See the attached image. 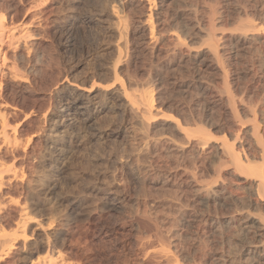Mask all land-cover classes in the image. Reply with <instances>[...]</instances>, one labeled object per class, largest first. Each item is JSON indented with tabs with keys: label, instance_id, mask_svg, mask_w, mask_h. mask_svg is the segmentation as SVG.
Listing matches in <instances>:
<instances>
[{
	"label": "bare ground",
	"instance_id": "1",
	"mask_svg": "<svg viewBox=\"0 0 264 264\" xmlns=\"http://www.w3.org/2000/svg\"><path fill=\"white\" fill-rule=\"evenodd\" d=\"M81 1L0 0V264H92L97 256L86 238L87 229L71 225L75 208L59 217L46 208V198L55 174L51 150L72 146L82 116L104 97L124 99L146 132L156 126L168 128L180 142L172 141L169 134L161 135L149 140L145 148L161 147L181 161L188 157L192 162L191 171L172 174L180 185L190 188L195 206L193 211L188 206L189 214L176 211L183 230L178 232L180 227L176 230L170 224L172 229L164 230L155 218L135 216L147 229L130 227L120 246L118 264H264L261 203H254L260 212L256 210L259 216L252 223L248 224V213L243 218L241 214V222L229 217L224 227L227 237L217 241L213 239L221 231L216 226L217 214L207 210L223 192L220 178L227 171L249 180L246 183L257 202H264V0H111L106 23L118 40L97 74L100 81L87 86V76L67 80L57 72L60 75L54 76L51 86L56 71H47L43 65L47 47L64 48L59 28L71 32L79 20L76 13L52 16V5L72 9ZM221 23L234 26L219 31ZM181 47L187 49L186 56ZM244 56L247 60L240 61ZM124 69L131 75L127 83L122 79ZM242 69L259 96L255 105L241 103L245 92V83L239 81ZM176 70L180 76L172 73ZM163 88L178 92L182 100L194 98L200 111L190 114L193 110L186 111L177 103L178 117L173 116L167 111L170 108H163L165 101L157 103L154 98L153 92L157 91L158 98ZM209 111L218 114L216 122L221 120L222 126L251 125L229 136L230 132L226 135L220 128L221 138L212 142L210 129L203 130L200 124L192 127ZM243 135L252 149L249 153L242 150L244 142H238ZM200 227L206 235L200 244H217L220 251L206 252L195 241Z\"/></svg>",
	"mask_w": 264,
	"mask_h": 264
},
{
	"label": "rangeland",
	"instance_id": "2",
	"mask_svg": "<svg viewBox=\"0 0 264 264\" xmlns=\"http://www.w3.org/2000/svg\"><path fill=\"white\" fill-rule=\"evenodd\" d=\"M110 1L111 0H82L78 4L75 3L76 5L72 7L73 10L70 8L71 6L52 5V16H62L66 14L75 15L76 13V15L78 14L77 18L79 20L78 22L76 21V25H74L71 32H67L64 27L59 28L60 31L58 30V33L63 35L62 41L65 44L64 48L55 46L54 44L47 47L49 50H47L46 53L49 54H46L44 57L43 65L47 71H56V73L52 75L53 78L51 77L49 81L51 86L56 79L54 76L57 77L60 74L61 76L66 75L67 80L71 78L79 79L82 76H87L88 79L85 81L87 86L100 81L97 74L106 66L109 52L114 48L118 40L117 34L106 23L105 14L108 9L111 11V5L109 6ZM222 24L223 23L218 24V27H216L219 28V25L221 26ZM224 24L226 25V23ZM224 24L223 26H225ZM228 25H230V23L225 27L221 26L222 28L220 27L219 31H228L234 26L233 24L231 26ZM262 31L264 32V26ZM199 41L200 40H197V42ZM203 43L201 46L205 47L206 45ZM261 51L259 53L263 54L264 49H261ZM59 52H61V54H59ZM186 52L188 54L187 49L181 47V54H185L184 56H186ZM239 59L240 61L247 60L245 56ZM179 70L183 71V68ZM179 70H176L177 72L173 71L172 73H175V76H180L178 75ZM122 76L124 82L126 81L125 83H127L128 78H131L130 73L125 69ZM239 77L241 85L244 83L247 84H244L246 87L242 86L245 92L243 94L244 96H242V99L244 97V101L241 100V103H245L246 101L244 105L247 106L248 104L249 106L253 105V103L254 105L255 103L257 104L259 96L254 92L255 87L252 82H250L251 79L249 76L243 73V69L239 73ZM242 77H244V79H242ZM245 79L248 81L250 80L249 83H246L248 81H244ZM217 82L220 83V80L217 79ZM164 90H162L163 93H169L163 95L161 92L157 98V91H154L153 93L156 95H154V98L156 102L165 101L163 108H170L172 111H167L172 115L174 114L173 116L178 117L176 113L177 110H175V105L177 103L186 107V111L193 110L192 112H188L190 114H195V112L200 111L198 108L199 106L195 104L194 98L191 100L189 99L190 101L186 100L188 98H183L182 100L178 92H171L170 89ZM251 92L255 94H251ZM122 101L124 102V99H121V101H111V99H105L104 97L99 103L91 104L89 114L86 113V116L83 115V120L79 122L80 124L77 129L75 143L70 147H63L64 149L54 148L50 153L56 161L53 170V174L55 173L53 176L54 179L51 180L48 186L46 208L62 218L65 217L64 214L69 211L70 207L75 208V213L73 212L74 219L71 221V225L73 227L78 226L82 228V230L87 229V234L89 236L87 235L86 238L89 239L88 241H92L94 252L97 255L94 257L92 264L119 263L120 246L129 236L130 227L140 226L139 228L142 231L147 229L145 223L139 222L142 223L140 225L137 223L135 216L139 217L140 215H146L148 218H155V221H157L162 229L165 230L167 228L166 230H168L170 224L171 227H174L176 230L180 227L177 230L180 232L183 228L178 221V214L183 211L189 214L194 210V202L191 200V193L188 192L190 188L184 184L180 185V183H178L179 180H176L178 178L174 176L182 170L191 171V160H189L188 157H185L187 160L181 157V159H183L181 161L179 156L176 155V157L175 154H169L161 147L156 150L149 147V149L145 148V146H147L150 141L152 142V140L156 139L155 137L157 136L160 137L163 135L162 137H164L168 134L171 136L172 134L169 133L170 129H163L160 126H156L146 132L141 125H138L139 123L136 122L137 120H135L134 115L132 116V112L130 113V107L127 108L128 106L124 105L125 103ZM167 101H171L174 104H168ZM211 116L214 121L209 119ZM214 117L215 119H213ZM217 117L218 114H213L209 111L201 121H196L195 124H192V127H196V125L198 126V124H200L202 128L204 127L203 130L210 129L208 132L210 131L209 133L212 135L209 137H214L211 139L212 142H217L222 136V131L226 135L230 132L228 133L229 136V134L233 133L232 131L235 132L238 128L248 129L249 125H251L249 122H245L246 119H244L242 121L245 122V125L242 123L238 125L237 122V124H229V127L227 125L222 126L221 120L216 122ZM193 118H195V116H193ZM219 123L222 127L219 126ZM213 124L214 126H212ZM219 129L222 131L220 132ZM151 130H153L152 133H150ZM162 131L163 134L161 133ZM170 136L167 137L171 138V140L173 138L172 141L176 142L175 140H178V137L174 139L176 136ZM243 136V141L238 142H244L242 143L244 146L242 150L249 153L252 149L247 146V139L245 135ZM246 137H248V135H246ZM178 142L179 140L176 143ZM238 144L239 143H237V146ZM164 151H166V153ZM174 156L179 160L175 161L176 158ZM189 166L190 168L188 170ZM177 167L179 168L178 170ZM172 170L175 171L173 172ZM224 174L225 173H223L222 178H220V180H224H222V183L224 182L222 186L224 187L225 185L224 190L217 196V201L215 200L213 204L211 202L207 209L208 212L210 211L211 214L213 213L212 215L217 214L218 216L214 217L218 221L216 226L219 225L218 227H220L219 230H221V234H215L213 239L216 241L218 238L227 237L226 221L229 217L234 216L236 219H240L239 222H241L243 221L242 218L248 213L249 224L252 223V218H258L259 216L258 212H260V210L255 206L257 205L256 203H261V206H264L263 201L257 202L255 193L248 187L247 183H249V180H244L242 176L238 177L236 174H232L231 171H227L226 175ZM150 178H152L153 181L152 179L149 180ZM174 179L176 181H174ZM118 206L121 208L120 210ZM188 206L191 207L189 208ZM188 208L191 211L188 210ZM176 211L180 212L177 214ZM232 211H235V214H228ZM237 211L241 213L239 214ZM175 214L177 217H175ZM143 224H145L146 227H144L145 225ZM143 227L144 229H142ZM191 229L195 230L194 227ZM191 229L189 231L192 232ZM197 231V236L193 238L197 237L195 241H200L202 243L206 236L204 227L198 228ZM262 238L264 241V237ZM190 240L191 239H187L186 242H193V239ZM206 244H200L201 247H203L202 249L205 247L204 250L206 252L209 251L212 253L214 249L220 251L219 248L216 249L218 247L217 244V246L214 243Z\"/></svg>",
	"mask_w": 264,
	"mask_h": 264
}]
</instances>
